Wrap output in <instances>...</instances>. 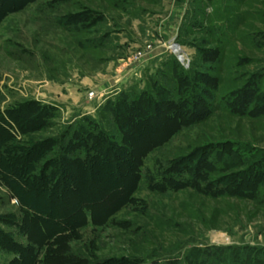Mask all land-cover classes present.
Returning <instances> with one entry per match:
<instances>
[{"label": "rangeland", "instance_id": "obj_1", "mask_svg": "<svg viewBox=\"0 0 264 264\" xmlns=\"http://www.w3.org/2000/svg\"><path fill=\"white\" fill-rule=\"evenodd\" d=\"M187 1L0 0V118L53 109L34 130L2 122L22 145L0 137V264H42L66 231L87 264H264V0ZM142 92L179 126L159 114L126 135L105 111L100 138L54 161L46 140Z\"/></svg>", "mask_w": 264, "mask_h": 264}, {"label": "trees", "instance_id": "obj_2", "mask_svg": "<svg viewBox=\"0 0 264 264\" xmlns=\"http://www.w3.org/2000/svg\"><path fill=\"white\" fill-rule=\"evenodd\" d=\"M190 0L187 1V6L189 5ZM1 6V5H0ZM190 26L193 25V22H190L189 24ZM173 63L174 62L173 60ZM180 76V75H179ZM249 88V86H248ZM250 90V89H248ZM183 91V90H182ZM204 93L206 91H203ZM183 93V92H181ZM202 91L199 87H194V90H191V101H192V105H194L193 107V114H195V112L200 109L201 112L203 111H207V103H204L203 100L204 97L202 94ZM238 97V96H237ZM165 96H161L162 100H157V99H152L151 96L147 93H140L138 96L136 95L135 99L133 100H128V99H124L122 101H118V106L115 103V101L112 100H107L106 104H104V106H102L101 110L98 112V116L92 118L91 116H84L82 118V120H86L89 123V126L86 127L84 125H80L77 126V133H74V137L73 135L71 136V133L69 131L68 133V140L70 142H62L60 141V137L53 138L52 140H46V141H50V143H45L44 145H48L52 143H57V148L55 150V155H54V161L57 160V163L59 164H64L67 163L68 161V156H64L67 155V152H71L73 151V153H76L78 150H81V147H85L86 143L88 145L89 143V139L87 138V135L92 133L95 137L100 138V134L102 133L100 131L99 126V119H106L105 118V111H109L111 114H114L116 116L115 120L117 121V123L119 124V128L122 129V131L124 132V134L126 135H131V136H135V134L138 133V130H142L144 129L148 124H150V120L152 119V121L157 120L158 121V116L159 114H163L164 117H167L168 119L172 120L173 122H175V124L177 126H179L180 124V114H174V113H170L168 111V108H158V106L160 104H165L167 101L165 99ZM251 98H249L248 96H242L240 97V102L241 103H247V101H250ZM160 101V102H159ZM154 103V106L150 107L147 105V103ZM132 103V104H131ZM134 103H138L137 105V110L133 108L132 105H134ZM169 104H171V102H168ZM134 109V111H133ZM207 109V110H206ZM51 110H53L51 108V106L49 107V105H42L40 106V104H38L36 101H29V102H23L21 101L19 104L16 105L15 109H11V110H7V112H5V115L8 117L7 119L2 117L0 118V137L2 139H4L6 142H10V145L13 146H21L22 144L20 142H15L13 135L8 131V129L6 127L3 126V121L4 122H8V120L14 122L17 127L20 129V131L24 132V131H30V130H34L37 127L36 126H40L43 123H45V121L47 120V116L49 115L48 112H50ZM168 111V112H167ZM199 111V110H198ZM37 112V113H36ZM135 112V113H132ZM38 114V115H37ZM202 113H199L196 115V117H200ZM38 116V124L36 126L31 125L30 126V119H33ZM90 127V128H89ZM99 129V130H97ZM80 131H84V134H82ZM96 132V133H95ZM67 135V134H66ZM93 136V137H94ZM102 136V135H101ZM94 137V138H95ZM92 141V140H91ZM107 140V144H108ZM43 142V141H42ZM70 143V144H69ZM110 144V143H109ZM79 146V147H76ZM33 147V146H31ZM30 148V146H29ZM49 149L51 148V145L48 146ZM108 149H114V147H109ZM53 150V149H52ZM116 150V154L117 159H124L126 158V155H128L127 153L120 151L118 148L115 149ZM119 167L122 166V163L118 165ZM195 168V167H194ZM174 169V168H173ZM187 171H191L192 175L187 174V177L190 176V178L196 174H198L197 172H193L192 168H190L189 166H187ZM172 179H174L175 181H177V178L172 176ZM35 212V211H34ZM34 214V213H33ZM35 216V215H34ZM40 216L37 214V216H35L34 218L36 219V224L38 225V227L42 228V224H41V219L39 218ZM84 220L88 221L90 220V214H84ZM71 241H72V235L70 232H62V233H58L55 234L53 236V238L51 239V242L49 243L48 247L46 249H44L42 251V264H87L86 259L80 257L79 255H77L76 253L73 252L72 248H71ZM3 247V245H2ZM251 246H240L238 248L240 249H249ZM10 252H12V250H9ZM15 252V256L17 257L16 259L20 260V252L17 251L15 248L13 250Z\"/></svg>", "mask_w": 264, "mask_h": 264}, {"label": "built area", "instance_id": "obj_3", "mask_svg": "<svg viewBox=\"0 0 264 264\" xmlns=\"http://www.w3.org/2000/svg\"><path fill=\"white\" fill-rule=\"evenodd\" d=\"M169 51L176 57V59L180 62L183 61V55L180 53L178 48L174 44H170L168 46ZM93 95V92H88V97H91Z\"/></svg>", "mask_w": 264, "mask_h": 264}]
</instances>
